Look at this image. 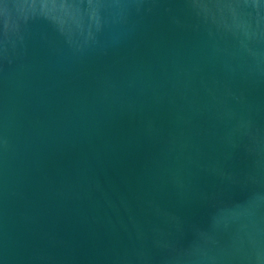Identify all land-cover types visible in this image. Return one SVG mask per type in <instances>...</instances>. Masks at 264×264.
Wrapping results in <instances>:
<instances>
[{
	"label": "water",
	"instance_id": "obj_1",
	"mask_svg": "<svg viewBox=\"0 0 264 264\" xmlns=\"http://www.w3.org/2000/svg\"><path fill=\"white\" fill-rule=\"evenodd\" d=\"M258 53L192 0H0V264H264Z\"/></svg>",
	"mask_w": 264,
	"mask_h": 264
},
{
	"label": "clouds",
	"instance_id": "obj_2",
	"mask_svg": "<svg viewBox=\"0 0 264 264\" xmlns=\"http://www.w3.org/2000/svg\"><path fill=\"white\" fill-rule=\"evenodd\" d=\"M193 7L202 16L204 22L215 29L217 33L230 36L239 51L246 53L253 60L249 75L255 76L259 68L258 47L264 43V0H192ZM64 13L55 20L62 28L66 25L79 27L78 12L70 6L60 3ZM90 20H96V13H90ZM5 34L9 31V24L5 22ZM14 29V26H12ZM232 137H246L249 144L246 152L250 156H257L259 132L250 118L241 117L230 134ZM249 180H254L249 177Z\"/></svg>",
	"mask_w": 264,
	"mask_h": 264
}]
</instances>
